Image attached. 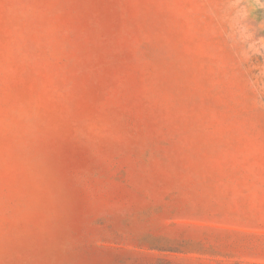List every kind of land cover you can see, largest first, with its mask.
Returning <instances> with one entry per match:
<instances>
[{
  "label": "rangeland",
  "instance_id": "1",
  "mask_svg": "<svg viewBox=\"0 0 264 264\" xmlns=\"http://www.w3.org/2000/svg\"><path fill=\"white\" fill-rule=\"evenodd\" d=\"M0 264H264V0H0Z\"/></svg>",
  "mask_w": 264,
  "mask_h": 264
}]
</instances>
